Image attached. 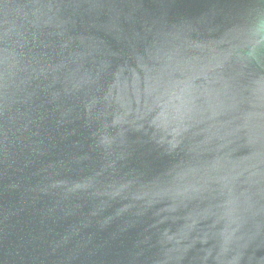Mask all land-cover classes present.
<instances>
[{
	"label": "water",
	"instance_id": "water-1",
	"mask_svg": "<svg viewBox=\"0 0 264 264\" xmlns=\"http://www.w3.org/2000/svg\"><path fill=\"white\" fill-rule=\"evenodd\" d=\"M0 264H264V0H0Z\"/></svg>",
	"mask_w": 264,
	"mask_h": 264
}]
</instances>
